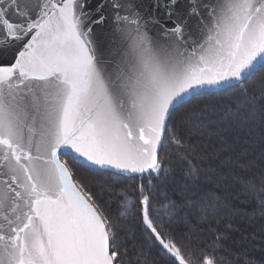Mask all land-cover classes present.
<instances>
[{
    "label": "snow or ice",
    "instance_id": "obj_1",
    "mask_svg": "<svg viewBox=\"0 0 264 264\" xmlns=\"http://www.w3.org/2000/svg\"><path fill=\"white\" fill-rule=\"evenodd\" d=\"M180 6L181 0H151L150 9L136 0H102L95 9L88 0H0V56L12 53L0 63V264H124L101 200L113 189L92 190L76 178V165L147 180L135 202L123 200L126 212L138 211L167 264H216L196 254L197 234L178 240L158 224L193 214L219 219L222 201L206 184H242L264 213V181L257 186L236 171L249 165L231 154L225 135L246 129L264 149V75L245 86L264 67V0ZM109 9L104 47L93 29L108 22ZM229 89L227 103L203 99ZM185 132L215 137L220 148L194 164ZM170 146L186 165L179 178L161 156ZM169 186L178 198L157 200ZM228 238L218 232L213 250Z\"/></svg>",
    "mask_w": 264,
    "mask_h": 264
},
{
    "label": "trees",
    "instance_id": "obj_2",
    "mask_svg": "<svg viewBox=\"0 0 264 264\" xmlns=\"http://www.w3.org/2000/svg\"><path fill=\"white\" fill-rule=\"evenodd\" d=\"M261 68L262 67H259V70ZM216 93L233 95L231 89L228 91L214 92V94ZM228 98L231 97L224 98L227 99V101H222V103L229 102ZM203 99L208 102L204 97ZM215 103L220 102L217 101ZM185 133V138L195 146V155L197 158L193 159L192 162L194 164H201L199 157L207 155L205 150H203L202 146L197 144L195 139L193 141V138H189L187 132ZM165 151L167 154L166 158L164 156L165 160L171 161L174 174L179 178L181 174L180 170L186 167V165L180 164L176 160V150L174 146H170L168 149L162 151L161 156ZM231 154L233 156L237 155L236 152H231ZM262 166L261 164L258 168H249L250 171L242 168H238L236 171L246 178L254 180L257 186H259L262 181H264V170H262L264 168ZM81 167L91 172H97L90 170L88 167ZM206 188L210 192H215L222 201L219 219H214L211 216L208 219H200L193 214L187 222H180L177 220L169 221L167 218H163L158 224L163 225L165 229L173 233L178 240L189 233L197 234L199 236V250L196 254L200 257L212 256L215 258L216 264H229V262L230 264H246L248 260H252L254 264H264V213L260 211L254 194L246 190L244 185L234 183L231 179L227 181L222 180L219 184L208 183L206 184ZM117 192L122 196L132 194V191L129 190ZM164 195H168L172 198H178L179 196L171 186L168 187L167 191L163 189L160 190L156 194V199L159 200ZM260 195L264 197V193ZM121 212H123V209L120 205V207L118 206V213L120 214ZM226 212H230L232 215H224ZM124 219L136 223L135 226H133L134 231L132 232V239L126 240L128 232L124 230L123 225L122 230H116L119 252L124 264H137L138 260L139 264H167V258L162 255L159 246H153L152 242L149 240L146 234V228L138 211L132 209L131 211L125 212ZM229 224L232 226V229L235 230L229 229ZM218 232H227L229 238L223 241V247L213 250V241Z\"/></svg>",
    "mask_w": 264,
    "mask_h": 264
},
{
    "label": "rangeland",
    "instance_id": "obj_3",
    "mask_svg": "<svg viewBox=\"0 0 264 264\" xmlns=\"http://www.w3.org/2000/svg\"><path fill=\"white\" fill-rule=\"evenodd\" d=\"M262 75H264V67H262L255 74L252 80L246 82L245 86H253L260 79ZM222 94L223 93H219V94L216 93L210 96L206 95V97L204 98L208 100V102L210 103H215L218 101L220 102L218 104H224L222 103V101L223 102L227 101V99H224V98L232 97L231 94H227V95L226 94L222 95ZM228 99L230 100L231 98H228ZM225 135L228 138V143L232 145V152L237 153V155H235L234 157L238 156L240 158L241 165H249L248 167L237 166L236 167L237 170L238 168H242L247 171H250L249 168L251 169L255 167L258 168L259 165L261 164L263 165L262 167L264 168V149H262L260 146L259 136L257 134L253 133L250 135L246 129L233 128V129H230ZM188 136L191 139L193 138V141L195 139V141H197V144L202 146L203 150H205L207 155H211L215 153L220 148V142L215 137H210V136L200 135V134H192V135L188 134ZM242 153H245V154L242 155ZM164 156L166 158L167 156L166 151L163 153L162 157ZM61 159L62 160L70 159V156L62 155ZM249 162L251 163L249 164ZM75 172H76V178L77 179L86 178L87 182L89 183L90 188L94 191H96L99 188L100 184H107L110 187H112L113 190L110 193L105 192L101 196V200L103 201V208H104L105 215L111 219V222L115 225L116 230H122V225L124 226V230L128 232L127 233L128 237L126 238V240L132 239L131 236H132V232L134 231L133 226H135L136 223L134 221H126L124 219V214L126 212L127 205L125 204L123 200V196L119 195L117 191H123V192L128 191V190L132 191V194H127V195H129L128 197L131 199V201L135 202L137 200L138 186L141 183H147V180L146 179L141 180L140 176H134V177L121 176L119 179L106 176V175L102 176L100 173L85 170L80 165H76ZM120 205L122 206L123 212L119 214L118 206L120 207ZM113 250H117L119 252V244H118L117 237H116V244Z\"/></svg>",
    "mask_w": 264,
    "mask_h": 264
},
{
    "label": "water",
    "instance_id": "obj_4",
    "mask_svg": "<svg viewBox=\"0 0 264 264\" xmlns=\"http://www.w3.org/2000/svg\"><path fill=\"white\" fill-rule=\"evenodd\" d=\"M102 0H88V5L90 9H95L98 3H101ZM138 4H140L142 7H148L151 8V0H136ZM187 6V0H181V10L186 8ZM105 15L109 17L108 22L101 24L99 26H94V33L96 35V38L98 42H100L104 47H107L108 44V36L112 29V23H111V11L110 9L105 12ZM162 15V14H161ZM169 26H171L169 24ZM12 60V53L9 52L7 55L0 56V63H8ZM214 92H218L215 91ZM68 151V150H65ZM71 156V153L69 152V155ZM122 176L126 177H134L139 176V174H124Z\"/></svg>",
    "mask_w": 264,
    "mask_h": 264
}]
</instances>
